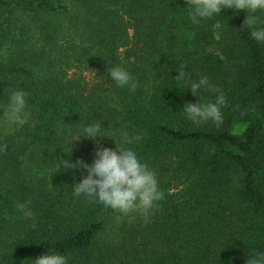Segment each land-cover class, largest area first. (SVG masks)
Instances as JSON below:
<instances>
[{
    "label": "trees",
    "instance_id": "trees-1",
    "mask_svg": "<svg viewBox=\"0 0 264 264\" xmlns=\"http://www.w3.org/2000/svg\"><path fill=\"white\" fill-rule=\"evenodd\" d=\"M189 13L186 0H0V264L51 250L69 264H246L264 252V43L242 27L246 12L198 24ZM115 66L134 94L113 82ZM182 67L224 94L221 123L187 118L186 103L217 94L194 97L175 79ZM16 89L28 94L23 127L3 115ZM92 123L110 137L101 148L142 136L128 147L164 193L148 220L74 196L87 172L60 159L93 162L94 140L70 143Z\"/></svg>",
    "mask_w": 264,
    "mask_h": 264
},
{
    "label": "clouds",
    "instance_id": "clouds-1",
    "mask_svg": "<svg viewBox=\"0 0 264 264\" xmlns=\"http://www.w3.org/2000/svg\"><path fill=\"white\" fill-rule=\"evenodd\" d=\"M190 9V19L193 24L200 23L203 19H211L221 14L224 9H236L246 12L242 27L250 29V36L258 43H264V20L257 14L264 11V0H186ZM178 71L176 80L191 91L192 95L200 96V89L215 92V101L186 103L183 106L187 118L194 124L213 121L217 124L223 120L221 107L226 104V98L221 90L214 86L207 76H199L192 79V75L182 70ZM111 79L120 88H127L130 94H134L138 84L133 80L131 73L123 67L115 66L107 69ZM28 94L24 90L16 89L11 92L4 118L10 126L23 127L28 122L27 111ZM105 130L100 123H92L80 128L70 143L82 138L94 140L97 148L95 158L91 164L78 160L70 162L60 159V166L73 170L83 169L87 175L83 176L79 183L73 184L74 196H84L93 202L102 205L105 210L111 209L122 215L139 212L148 220L152 210L158 207L159 201L164 198L160 190L155 171L142 161L136 151L128 147L142 139L141 135L129 136L122 132L119 143L123 147H116L115 151L109 148H101L100 142ZM71 136V133L69 132ZM74 147V146H73ZM72 147V149H73ZM71 149V152H72ZM65 153V154H71ZM17 211L25 218L33 219L34 212L29 202L18 203ZM33 264H69V258L58 251H46L40 257L32 260ZM246 264H264V252H258L246 260Z\"/></svg>",
    "mask_w": 264,
    "mask_h": 264
},
{
    "label": "rangeland",
    "instance_id": "rangeland-1",
    "mask_svg": "<svg viewBox=\"0 0 264 264\" xmlns=\"http://www.w3.org/2000/svg\"><path fill=\"white\" fill-rule=\"evenodd\" d=\"M65 37H66V39H70V40H73V39H71V38H69V37H75L74 36V34L71 32V31H68V32H66V35H65ZM75 39V38H74ZM123 51H124V49H122L121 50V52L123 53ZM124 54V53H123ZM80 70H82V69H75V68H73L71 71H70V75H72V76H75V75H78L79 73H80ZM84 76H86L87 77V80L88 81H90V80H92L93 79V77L95 78V74L94 73H91V72H84Z\"/></svg>",
    "mask_w": 264,
    "mask_h": 264
}]
</instances>
